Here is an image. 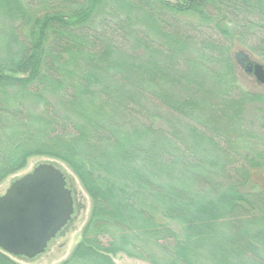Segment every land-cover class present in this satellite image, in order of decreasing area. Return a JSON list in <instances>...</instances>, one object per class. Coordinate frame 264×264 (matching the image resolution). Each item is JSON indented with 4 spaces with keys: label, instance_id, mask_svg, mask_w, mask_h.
<instances>
[{
    "label": "trees",
    "instance_id": "trees-1",
    "mask_svg": "<svg viewBox=\"0 0 264 264\" xmlns=\"http://www.w3.org/2000/svg\"><path fill=\"white\" fill-rule=\"evenodd\" d=\"M238 49L264 61V0H0V183L53 157L92 200L60 264H264Z\"/></svg>",
    "mask_w": 264,
    "mask_h": 264
},
{
    "label": "water",
    "instance_id": "water-1",
    "mask_svg": "<svg viewBox=\"0 0 264 264\" xmlns=\"http://www.w3.org/2000/svg\"><path fill=\"white\" fill-rule=\"evenodd\" d=\"M237 57L248 59L242 52ZM246 72L264 83L262 63L248 61ZM73 213L66 175L52 163H41L0 194V249L13 257L34 259L46 251Z\"/></svg>",
    "mask_w": 264,
    "mask_h": 264
},
{
    "label": "rangeland",
    "instance_id": "rangeland-1",
    "mask_svg": "<svg viewBox=\"0 0 264 264\" xmlns=\"http://www.w3.org/2000/svg\"><path fill=\"white\" fill-rule=\"evenodd\" d=\"M239 52H241L239 49L234 51L235 69L239 84L242 85L246 91L264 94V83H259L253 74L246 72V64L248 61L262 63L263 65L264 61L256 60V57H252L247 53V51L244 52L245 55L248 54V59H244V57H237V53ZM241 58L243 59L241 60ZM259 115L260 114L258 112H254L251 108H249L244 115L246 118L245 122H247L246 125H248L247 131L254 135L253 137L251 135L250 139L247 140V145L251 144L252 148H260L261 145L259 144L258 139L264 140V121ZM251 147L244 149L243 153L251 150ZM41 163H52L61 169L66 175L67 186L73 193L74 213L71 221L57 234L54 239L50 241L44 253L38 255L34 259L11 256L13 260L20 264H60L71 254L75 246L80 242L83 228L91 215L92 200L83 188L79 179L66 163L53 157H30L27 165L22 170L8 176L0 183V194H4L15 179L31 172ZM251 180L257 183L256 190L264 186V174L254 173ZM171 225L181 232L182 227L178 223L172 222ZM113 259L115 264H147L142 260L131 258L124 254H118L114 256Z\"/></svg>",
    "mask_w": 264,
    "mask_h": 264
},
{
    "label": "flooded vegetation",
    "instance_id": "flooded-vegetation-1",
    "mask_svg": "<svg viewBox=\"0 0 264 264\" xmlns=\"http://www.w3.org/2000/svg\"><path fill=\"white\" fill-rule=\"evenodd\" d=\"M243 58H241V60H242ZM245 59V58H244ZM240 61V60H239Z\"/></svg>",
    "mask_w": 264,
    "mask_h": 264
}]
</instances>
